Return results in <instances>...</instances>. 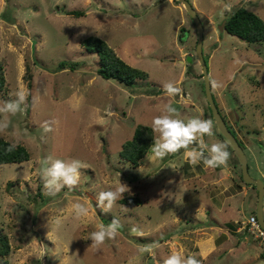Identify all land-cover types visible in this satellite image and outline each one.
Returning a JSON list of instances; mask_svg holds the SVG:
<instances>
[{"label": "rangeland", "instance_id": "374dc122", "mask_svg": "<svg viewBox=\"0 0 264 264\" xmlns=\"http://www.w3.org/2000/svg\"><path fill=\"white\" fill-rule=\"evenodd\" d=\"M170 1L0 0L6 82L0 103L15 99L18 90L27 94L23 111L7 117L0 138L30 153L24 161L0 163V264H163L173 252L195 255L201 264H264V240L247 223L257 189L242 179L240 162L208 108L191 16ZM191 1L204 28L213 98L245 144L249 173L264 180V41L249 43L219 27L247 0ZM249 2L264 18V0ZM72 8L83 14L66 12ZM87 35L104 39L148 75L130 86L100 76L97 54L81 44ZM60 60L75 61L76 68H60ZM168 82L182 94L165 95ZM167 104L185 121H212L214 134L204 139L226 145V166L192 167L183 150L150 161V147L137 163L121 159L135 126H151ZM48 157L87 165L74 190L45 195L41 172ZM120 182L129 188L124 197L133 199L102 212L98 192ZM76 202L89 209L88 217L73 218ZM113 218L120 222L115 238L91 247L90 234ZM56 219L58 226L50 223ZM147 245H155L151 253L141 251Z\"/></svg>", "mask_w": 264, "mask_h": 264}, {"label": "clouds", "instance_id": "9594fccd", "mask_svg": "<svg viewBox=\"0 0 264 264\" xmlns=\"http://www.w3.org/2000/svg\"><path fill=\"white\" fill-rule=\"evenodd\" d=\"M163 92L167 96L182 94L181 88L168 82L163 84ZM15 99H9L0 103V132L9 126L7 117L15 116L23 111L27 94L23 89L18 90ZM154 133L153 143L147 154L150 161L163 160L165 157L175 155L183 150L185 161L192 167L203 164L205 169L226 166L230 153L223 143H212L210 146L205 142L204 137L213 136V124L211 120L191 118L187 121L179 118L177 108L167 104L162 114L156 116L151 122ZM50 126H45V131H51ZM15 145H10L11 151ZM46 167L42 169L41 178L43 181L45 195L55 196L61 189L74 190L80 182V170L87 165L78 159L65 161L48 157L45 161ZM129 188L120 182L108 190H101L97 194V206L104 213H110L116 206L117 201L124 197ZM73 218L81 220L88 217L89 209L82 203L76 202L71 205ZM51 224L58 226L61 221L56 219ZM120 222L113 218L107 225L101 224L93 231L88 239L92 241L91 247L100 248L107 239H113L118 233ZM135 232V229H133ZM155 245H147L141 249L142 252L153 251ZM163 264H201L195 255L184 257L179 252H173L166 257Z\"/></svg>", "mask_w": 264, "mask_h": 264}, {"label": "trees", "instance_id": "16d2710c", "mask_svg": "<svg viewBox=\"0 0 264 264\" xmlns=\"http://www.w3.org/2000/svg\"><path fill=\"white\" fill-rule=\"evenodd\" d=\"M249 3V0H247L236 4L230 12L227 13L224 28L228 33L236 35L240 39L249 43L264 41V18L253 9H250L248 7ZM66 12L75 16L83 14L82 10L75 8L68 9ZM180 29H183L182 26ZM181 37L183 38V35ZM81 44L86 51L97 54L98 59L96 70L100 76L106 79L113 78L126 86H130L134 83L136 78H145L148 75L146 70L127 63L116 53L112 46L97 35H87L83 37L81 39ZM204 58L206 61L205 55ZM75 65V61H59L60 68H76ZM5 84L4 62L0 59V88L5 87ZM215 103L217 105L216 101ZM226 123L244 149L245 144L243 140L237 135L236 130L228 124L227 121ZM153 135L151 126L144 123H138L134 128L132 137L124 141L121 145L119 150L121 159L132 164L137 163L154 142ZM10 145H15L11 151L9 150ZM29 155V150L24 144L12 143L0 138V163L21 162L28 159ZM129 199L133 198L124 197L121 198L120 201L130 202ZM7 252V250L3 251V253Z\"/></svg>", "mask_w": 264, "mask_h": 264}, {"label": "water", "instance_id": "95a60500", "mask_svg": "<svg viewBox=\"0 0 264 264\" xmlns=\"http://www.w3.org/2000/svg\"><path fill=\"white\" fill-rule=\"evenodd\" d=\"M184 5L185 10L191 16L194 26L196 28V44H195V55L199 61L201 66V72L203 77V86L205 97L208 102V106L210 108L211 114L214 118V122L218 131L225 137L228 141L232 149L234 150L239 162L241 169V177L245 182H249L253 184L257 189V204L255 215L259 222V224L264 228V216H263V196H264V180L258 176H252L248 171V162L246 153L239 143L237 137L232 133L230 128L228 127L226 121L221 115L215 100L213 98V94L211 91V81L210 76L208 74L207 63L204 58L203 53V24L198 15V11L196 7L190 0H178ZM226 18L223 19L219 27L221 29L224 28Z\"/></svg>", "mask_w": 264, "mask_h": 264}, {"label": "built area", "instance_id": "2783aa9c", "mask_svg": "<svg viewBox=\"0 0 264 264\" xmlns=\"http://www.w3.org/2000/svg\"><path fill=\"white\" fill-rule=\"evenodd\" d=\"M247 223L252 225L256 229V233H257L258 237H260L261 240H264V228L259 224L255 213L251 214L248 217ZM250 225H249V227H250Z\"/></svg>", "mask_w": 264, "mask_h": 264}, {"label": "crops", "instance_id": "0c3cea01", "mask_svg": "<svg viewBox=\"0 0 264 264\" xmlns=\"http://www.w3.org/2000/svg\"><path fill=\"white\" fill-rule=\"evenodd\" d=\"M191 1V0H190ZM169 2V1H168ZM192 2V1H191ZM170 3H172L173 4V6L175 7V8H177V10L179 11V13H182V11L184 12V11H186L185 10V8H183L184 6L181 4V2H179V3H176V2H173V0L172 1H170ZM193 3V2H192ZM185 20V18L183 17V16H181V19H180V21L176 24L177 26H178V24L181 22V21H183V20ZM185 34H186V32L183 34V37L185 36ZM215 46V45H214Z\"/></svg>", "mask_w": 264, "mask_h": 264}]
</instances>
